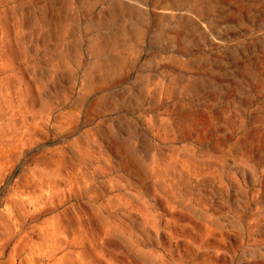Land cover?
Here are the masks:
<instances>
[{
	"label": "rangeland",
	"instance_id": "rangeland-1",
	"mask_svg": "<svg viewBox=\"0 0 264 264\" xmlns=\"http://www.w3.org/2000/svg\"><path fill=\"white\" fill-rule=\"evenodd\" d=\"M0 264H264V0H0Z\"/></svg>",
	"mask_w": 264,
	"mask_h": 264
}]
</instances>
